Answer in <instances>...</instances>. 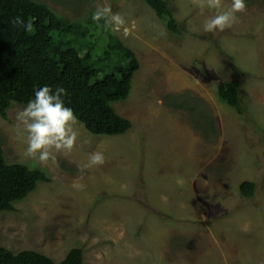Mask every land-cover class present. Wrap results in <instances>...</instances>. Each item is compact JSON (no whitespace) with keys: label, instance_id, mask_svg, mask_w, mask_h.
I'll list each match as a JSON object with an SVG mask.
<instances>
[{"label":"rangeland","instance_id":"374dc122","mask_svg":"<svg viewBox=\"0 0 264 264\" xmlns=\"http://www.w3.org/2000/svg\"><path fill=\"white\" fill-rule=\"evenodd\" d=\"M37 1L74 20L105 4L124 16L130 34H115L140 66L128 97L112 106L131 127L93 135L79 122L71 153L41 166L22 158L14 125L26 105L12 102L0 116L6 160L50 180L0 212V245L55 263L80 246L83 264H264V0H245L239 21L215 33L202 27L214 13L167 0L180 35L141 0ZM105 42L97 37L93 58ZM233 78L241 113L217 97V85ZM94 151L105 164L81 173ZM243 180L255 181L252 197L238 191Z\"/></svg>","mask_w":264,"mask_h":264},{"label":"trees","instance_id":"16d2710c","mask_svg":"<svg viewBox=\"0 0 264 264\" xmlns=\"http://www.w3.org/2000/svg\"><path fill=\"white\" fill-rule=\"evenodd\" d=\"M142 1L170 33L181 34L167 0ZM92 14L74 20L57 14L41 1L0 0L1 117H7L12 102L26 105L34 98L35 90L48 85L67 90L66 106L74 110L89 133L113 136L131 127V121L119 115L112 104L128 97L139 60L110 28L103 27V21H92ZM16 16L25 22L32 20L34 33L14 27L11 21ZM100 36L106 38L105 47L99 57L93 58L91 50ZM239 87L237 78L217 85L218 99L237 113L242 112ZM196 127L199 129V125ZM49 180L39 168L8 162L0 144V212L13 211L15 202ZM254 188V180H243L238 185L245 198L253 196ZM0 264H83V250L72 247L55 263L35 250L12 252L0 245Z\"/></svg>","mask_w":264,"mask_h":264},{"label":"clouds","instance_id":"9594fccd","mask_svg":"<svg viewBox=\"0 0 264 264\" xmlns=\"http://www.w3.org/2000/svg\"><path fill=\"white\" fill-rule=\"evenodd\" d=\"M142 1V0H141ZM199 9L201 15L205 10L214 14L207 16L203 22L205 33L224 32L239 21V13L247 10L245 0H230L225 5L224 0H191ZM92 21H103V27L110 28L112 32L119 33L123 30L125 36L130 34L124 16L113 13L110 5H97L91 16ZM11 23L14 27H21L27 33H34V22L16 16ZM162 35L164 33H161ZM67 90L63 87L53 89L44 85L35 90L34 98L29 99L26 106L18 110L15 116L14 131L20 142L24 145L22 158L47 166L49 162L57 163V154L71 153L76 145L79 131L78 118L74 110L66 106L64 97ZM106 157L103 152L94 151L88 155V160L80 167V172L103 166ZM82 179V177H80ZM72 187L83 191L85 185L79 180L73 182Z\"/></svg>","mask_w":264,"mask_h":264}]
</instances>
